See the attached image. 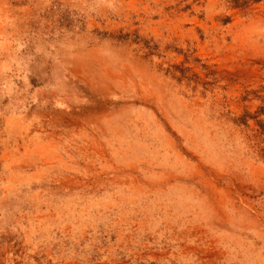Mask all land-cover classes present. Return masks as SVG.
<instances>
[{
    "label": "rangeland",
    "instance_id": "obj_1",
    "mask_svg": "<svg viewBox=\"0 0 264 264\" xmlns=\"http://www.w3.org/2000/svg\"><path fill=\"white\" fill-rule=\"evenodd\" d=\"M0 264H264V0H0Z\"/></svg>",
    "mask_w": 264,
    "mask_h": 264
},
{
    "label": "bare ground",
    "instance_id": "obj_2",
    "mask_svg": "<svg viewBox=\"0 0 264 264\" xmlns=\"http://www.w3.org/2000/svg\"><path fill=\"white\" fill-rule=\"evenodd\" d=\"M107 68H108V66H107ZM109 130V129H108ZM166 132V131H165ZM171 142V141H170ZM45 148V147H44ZM41 154V153H40ZM31 155V154H30ZM42 155V154H41ZM178 155V154H177ZM179 156V155H178ZM211 156V155H210ZM45 157V156H44ZM27 158V157H26ZM210 158V157H209ZM21 159V158H20ZM35 159V158H34ZM197 159V158H196ZM19 161V160H18ZM185 162V161H184ZM23 164H25L24 162H22ZM23 164H20V165H23ZM32 164V163H31ZM21 168V167H20ZM17 169V168H16ZM195 170V169H194ZM21 171V170H20ZM257 171H258V169H257ZM195 172V171H194ZM197 172V171H196ZM258 173V172H257ZM218 177V176H217ZM230 180V179H229ZM209 185V184H208ZM215 189V188H214ZM218 190V189H217ZM215 191V190H214ZM225 193V192H224ZM220 196V195H219ZM223 198V197H222ZM212 199H214V198H212ZM224 200V199H223ZM232 200V199H231ZM217 202V201H216ZM221 203H223V202H221ZM207 204V203H206ZM219 204V203H218ZM232 204V203H231ZM222 205V204H221ZM218 207V206H217ZM221 211V210H220ZM223 213V212H222Z\"/></svg>",
    "mask_w": 264,
    "mask_h": 264
}]
</instances>
